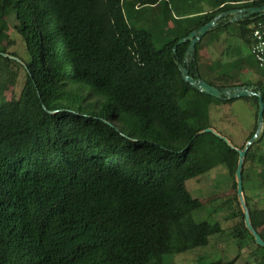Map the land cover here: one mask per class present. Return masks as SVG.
I'll return each mask as SVG.
<instances>
[{"label":"trees","instance_id":"16d2710c","mask_svg":"<svg viewBox=\"0 0 264 264\" xmlns=\"http://www.w3.org/2000/svg\"><path fill=\"white\" fill-rule=\"evenodd\" d=\"M162 1L0 0V36L14 12L27 53L0 44L1 53L20 60L0 55L6 80L17 78L13 66L25 73L17 98L3 99L0 82V264H168L207 247L224 230L194 218L206 203L186 182L218 167L232 180L237 245L250 240L263 252L252 254L257 264L264 261L237 199L239 153L212 133L199 134L215 128L213 104L238 99L194 89L176 63L219 89L255 85L264 102V75L256 83L226 73L207 81L199 67L203 43L219 41L231 25L251 48L250 26L264 16L220 23L188 61L190 43L178 45L217 15L264 0H211L209 12L178 19L173 38L157 49L149 31L131 25L125 7L136 18ZM172 1L179 7V0H165ZM241 100L255 105L257 119L258 97ZM263 140L264 133L249 148L242 176L252 225L264 240V205L256 201L264 200V178L257 193L245 188L257 156L264 171ZM205 259L196 264L237 260Z\"/></svg>","mask_w":264,"mask_h":264},{"label":"rangeland","instance_id":"374dc122","mask_svg":"<svg viewBox=\"0 0 264 264\" xmlns=\"http://www.w3.org/2000/svg\"><path fill=\"white\" fill-rule=\"evenodd\" d=\"M174 4L172 1L170 5H167L164 0L155 8H143L140 17L136 18H132L137 14L132 7H125V13L131 25L149 31L153 35L155 47L161 49L169 39L173 38L178 19L183 18L186 13L205 12L212 6L211 0H179V7ZM168 6L172 9L171 11ZM15 23V13L12 12L7 16V25L0 36V44L6 47L9 52H16L27 58L25 45L15 30ZM222 36L221 40L214 41V44L203 43L204 46L200 48L201 76L207 81H213L214 74L221 70L247 83H256L260 79L259 77L262 79L264 72L251 54L250 48L238 37V26L231 25L228 29V36L225 34ZM2 68L3 64L0 60V82L3 83L2 98L5 100L17 98L25 82V73L21 68L13 66L11 69L17 73V78L6 80ZM256 111L252 102L241 99L236 100L233 104H213L211 109V121L215 127L213 129L227 137L238 149H241L240 147L244 149L249 141L248 137L257 123ZM259 147L261 153L264 154V140ZM248 168V180L245 188L249 195H253V193H257V189L261 188L260 179L264 178L259 156L256 157L254 163L248 164ZM186 187L194 198L201 199L206 203V207L196 212L194 218L210 223L220 222L224 232L218 237H212L207 247L177 255L168 264H196L204 258H206L205 261L221 260L224 262L236 258L235 264H257V259L252 254L255 252L256 256H263V252L259 251L250 240L239 248L237 240L232 234L239 218L234 216L237 207L232 202L234 191L232 180L226 169L218 167L205 175L190 179L186 182ZM260 198H256V201H259V204L263 206L264 200ZM229 199H231L230 202ZM238 203L242 210L239 200ZM258 264H264V261H258Z\"/></svg>","mask_w":264,"mask_h":264},{"label":"water","instance_id":"95a60500","mask_svg":"<svg viewBox=\"0 0 264 264\" xmlns=\"http://www.w3.org/2000/svg\"><path fill=\"white\" fill-rule=\"evenodd\" d=\"M255 14H259L260 17L264 16V6L245 9V10H231L228 12L221 13L217 15L215 19L209 22L208 24L204 25L203 27L199 28L196 31H192L187 37L181 39L178 42V45L185 43V42L190 43L188 50L186 52V61H188L189 58L193 56L197 43H199L207 33L212 31L216 27H218L219 25L218 18H222V21H223L226 15L232 16L231 20L229 19L227 21L224 20L225 23L228 24V23L237 22L239 20L244 21ZM0 55L4 57H9L11 59H15L16 61L20 62L18 58L13 57L11 55L1 53V52H0ZM176 63L179 66V70L181 71L182 78L185 82L189 83L194 89L200 91L201 93L207 94L213 98L222 99V100H232V99L250 98L254 96L258 97L259 108H258V113H257V129H256L255 134L252 136V138L247 142L244 149H238L237 147H235L227 137L219 134L213 128H208L200 132L199 134L212 133L218 138H220L221 140H223L231 149L236 150L239 153V160H238L237 170L235 174L236 183H237L238 200L243 210L244 222H245L246 228L253 235L256 244L264 248V240L257 233V231L255 230L251 222L250 212H249L248 206L244 198V187H243V176H242L244 161H245L249 148L264 133V102H263V99L258 93H256L255 86L219 89L215 86L210 85L204 80L196 79L189 73L185 65H179L178 62Z\"/></svg>","mask_w":264,"mask_h":264},{"label":"built area","instance_id":"2783aa9c","mask_svg":"<svg viewBox=\"0 0 264 264\" xmlns=\"http://www.w3.org/2000/svg\"><path fill=\"white\" fill-rule=\"evenodd\" d=\"M250 28L252 29L251 54L264 72V22L258 21Z\"/></svg>","mask_w":264,"mask_h":264},{"label":"crops","instance_id":"0c3cea01","mask_svg":"<svg viewBox=\"0 0 264 264\" xmlns=\"http://www.w3.org/2000/svg\"><path fill=\"white\" fill-rule=\"evenodd\" d=\"M211 9H209V10H207V11H205V13L206 12H209ZM227 19H229V20H231L232 19V16H230V15H226L225 17H224V20L226 21ZM224 20L222 21V18H218V23H219V25H220V23H222V22H224ZM233 23H235V22H233ZM228 24H231V23H228ZM218 25V26H219ZM225 25H227V24H225ZM216 28H218V27H216ZM215 28V29H216ZM214 30V29H213ZM222 34H225V36H228V34L227 33H221V36H222ZM220 36V40H221V38L223 37H221ZM224 38V37H223ZM223 40V39H222ZM213 44H214V42H212ZM212 43H210V44H212ZM210 44H208V45H210ZM207 48H208V46H207ZM226 72H224V71H221V70H219L218 71V73H215L214 74V77H213V79L214 78H216V77H218V76H220V75H222V74H225ZM226 74H228V73H226ZM248 79V78H247Z\"/></svg>","mask_w":264,"mask_h":264},{"label":"flooded vegetation","instance_id":"af4514ba","mask_svg":"<svg viewBox=\"0 0 264 264\" xmlns=\"http://www.w3.org/2000/svg\"><path fill=\"white\" fill-rule=\"evenodd\" d=\"M237 10H245V9H237ZM227 20H228V19H227ZM227 20H226V21H227ZM224 22H225V21H224Z\"/></svg>","mask_w":264,"mask_h":264}]
</instances>
